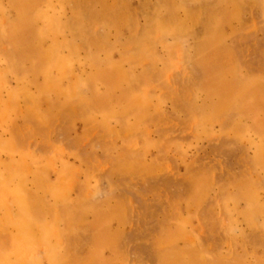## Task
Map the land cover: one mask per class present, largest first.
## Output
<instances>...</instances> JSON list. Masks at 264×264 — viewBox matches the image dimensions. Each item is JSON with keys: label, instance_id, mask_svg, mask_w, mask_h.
Instances as JSON below:
<instances>
[{"label": "rangeland", "instance_id": "obj_1", "mask_svg": "<svg viewBox=\"0 0 264 264\" xmlns=\"http://www.w3.org/2000/svg\"><path fill=\"white\" fill-rule=\"evenodd\" d=\"M0 264H264V0H0Z\"/></svg>", "mask_w": 264, "mask_h": 264}]
</instances>
